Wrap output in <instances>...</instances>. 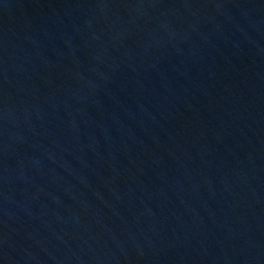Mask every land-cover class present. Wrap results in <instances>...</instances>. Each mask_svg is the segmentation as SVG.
<instances>
[{"label":"water","instance_id":"1","mask_svg":"<svg viewBox=\"0 0 264 264\" xmlns=\"http://www.w3.org/2000/svg\"><path fill=\"white\" fill-rule=\"evenodd\" d=\"M0 264H264V0H0Z\"/></svg>","mask_w":264,"mask_h":264}]
</instances>
